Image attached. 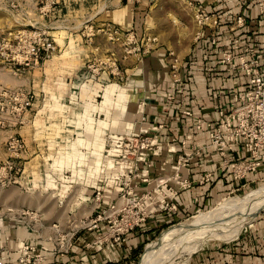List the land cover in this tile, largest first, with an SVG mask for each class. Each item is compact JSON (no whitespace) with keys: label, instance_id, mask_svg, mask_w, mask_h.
I'll return each instance as SVG.
<instances>
[{"label":"rangeland","instance_id":"obj_1","mask_svg":"<svg viewBox=\"0 0 264 264\" xmlns=\"http://www.w3.org/2000/svg\"><path fill=\"white\" fill-rule=\"evenodd\" d=\"M46 1H54L51 10L46 14L41 16L36 10L45 0H26L30 8L24 9L20 16L26 15L37 26H48L55 39L57 51L40 66L18 74L12 73L0 63V85L25 89L33 92L36 97L34 106L29 111V121L19 128L18 135L24 141L26 150L23 158L18 159L22 169L16 175L15 181L11 180L5 186L0 185V217L19 219L24 227L38 236V240L52 245L45 249L43 244L40 246L23 242L24 246L29 245L34 249L23 255V248H19L17 258L23 255L26 264H52V261L57 264L55 257L63 259L71 250L78 253L81 259H86L87 256L83 254L85 250L92 259H98L100 264H108V261L111 264H192L199 261L200 264L199 255L204 256L207 247L230 245L247 233L258 217L264 214V207L244 230L236 229L237 231L229 233L227 230L236 226L253 208V200L238 199L264 189V165L255 172L246 173L243 178L235 179L233 173H226V177L229 175L227 181L212 195L205 197L206 201L200 207L183 212L176 218L173 216L172 219L175 220L163 222L155 229L156 232L152 234L151 242L144 246L145 249L143 247L140 250L137 247V250L131 252L129 247L133 248L136 242H129L130 234L143 227L150 216L132 230L129 228L127 232L126 226L133 222L132 218L136 219V212L144 210L149 214L148 207L153 204L142 199V194L149 191L150 196L152 194L155 198L157 192L154 189L159 181L177 189L185 179L177 183L175 181L180 179V175L177 178L175 174L177 171H184L185 167L177 166L175 160L166 175L153 173L154 157L157 156L155 153L161 148L159 142V148L156 144L151 147L145 167L140 168L149 171L148 183L134 186L130 194L134 195V201L128 202L122 197V194L129 191V186L124 185L125 176H120L121 180L114 182L110 179L114 172H107L106 169L111 167L112 160L104 158V154L111 144L108 136L124 132L111 130L107 126L103 136L98 139L97 134L101 131L97 124L104 125L107 117L114 113L110 109V101L115 102V108H120V102L126 101L121 90L129 85V78L132 77L126 67L133 65L134 59H127L133 54L125 58L121 43L110 42L106 34L99 31L104 26L101 24L102 20L94 15L100 12L101 17H105V6L111 0ZM143 1L146 3L145 15L150 21L148 32L153 38L147 41L150 37H145L140 44L160 43L168 49V53H172H167V60L176 58L178 63H182L188 49L196 43L197 34L202 30L193 4L196 1ZM129 2L133 10L137 2ZM14 17V13L6 7L5 0H0V27L13 26ZM71 38L79 50L70 54L66 52V47ZM51 60L55 62L48 64ZM96 82L101 87L104 86L103 90L108 84H116L117 90L112 91V98H107L108 94L105 97L104 90L94 94L91 100L87 99L84 90ZM84 83L92 85L81 88ZM147 97V94H143L133 102L128 129H137L138 123L134 126L133 118L145 106L143 99ZM140 127L142 128L132 133L147 130L145 125L138 128ZM147 131L146 135H158L160 138L158 132L151 129ZM8 134V131L0 129V166L8 155ZM174 143L168 144L167 141L165 149L171 152ZM177 156L178 153L176 158ZM261 160L264 164V158ZM137 174L138 177L130 185L136 183L141 176L140 173ZM172 181L178 186H173ZM141 184L147 186V189L136 195L135 191ZM120 187L123 189L119 190ZM107 188H111L109 192L105 190ZM116 188L119 194H114ZM97 189H104L101 192L103 198L99 201L95 199ZM170 197L171 194L168 193L165 200L169 201ZM99 203L100 208H95ZM157 204L161 207L163 203ZM171 205L169 203L165 206L172 207ZM217 207L221 210L218 209L215 215L202 216L203 220L195 226L196 229L193 227L189 230L187 236L177 240L178 242L171 241L178 236L180 230L193 226L195 216L211 212ZM96 218L98 220L94 222ZM217 234L218 238L206 240ZM120 245H125L127 250H120ZM53 256L54 259L51 260Z\"/></svg>","mask_w":264,"mask_h":264},{"label":"built area","instance_id":"obj_2","mask_svg":"<svg viewBox=\"0 0 264 264\" xmlns=\"http://www.w3.org/2000/svg\"><path fill=\"white\" fill-rule=\"evenodd\" d=\"M53 3L54 1L48 3L45 0L44 4L37 7L36 10L42 16L51 10ZM193 4L197 11V20L202 27L201 32L197 34V39L199 40L207 34L210 35V44H216L219 35L217 34L219 15L207 11L200 2ZM235 4L239 9L227 21L228 31L232 36L231 47L222 50L219 59L220 64L227 66L229 75L234 81V85L229 91V101L226 105L216 109V115L210 118L194 115L188 109H184L182 113L193 118L195 131L206 133L207 146L211 147L222 159L221 170L233 173V177L236 179L243 178L246 173L255 172L264 165L261 160L264 158V53L261 54L255 44V37L259 34L264 35V0H258L256 3L257 21L255 26L250 28L251 30L249 29L250 31L247 29V16L244 14L249 4L248 0H236ZM5 5L11 13H14L15 17L13 26L0 27V63L3 64V67H8L14 74L40 66L57 51V45L53 35L49 32V27L37 26L26 15L20 16L24 9L30 8V5L26 4V0H5ZM103 26L99 31L104 32L110 42L121 43L125 58L130 54L146 51L147 42L141 45L133 31H124L109 23L103 24ZM168 54L172 55L171 52ZM167 61L172 83L178 86L182 85L184 72L188 71V66L184 65V61L178 63L176 58ZM166 98L169 101H174L175 94L168 91ZM35 99L36 97L31 91L0 85V129L9 132L6 141L8 155L0 166V185L2 186L10 183L11 180L15 181L16 175L22 169L18 159L23 158L26 150L24 141L18 135L19 128L29 121V111L34 106ZM147 100L148 97L143 99L144 105ZM144 120L145 115L142 113L141 121ZM161 128V125H150L147 130L158 132ZM147 130L135 134L130 131L108 136L111 144L110 148L105 150L104 158L108 157L112 161L111 167L106 170L114 172V176H109L113 182L121 180L120 176H125L124 185L129 186V191L127 194H122V197L128 202L135 200L134 195H130L134 186L139 183H148L149 171H143L140 168L145 167L151 147L156 144L159 148L160 138L158 135H154V137L146 135L148 134ZM173 142H176V137L170 136L168 144ZM179 145L181 151L178 152L175 163L182 167H188L192 159L200 155L203 149L200 145L189 143L187 138L180 140ZM172 148V152H176L174 146ZM112 149L114 151L110 152ZM157 153L155 154L157 155ZM137 173H140L141 176L136 180V183L130 185V182L132 183L136 176L138 177ZM212 175V172H205L196 182L208 183ZM175 176L179 178L178 171ZM192 183L193 181L186 179L179 188H189ZM167 185V183L159 181L156 190L154 189L157 192L155 198L152 194L150 196L149 191L143 193L141 198L149 203L162 202L164 210H172L174 209L173 203L166 201L165 198L168 193L174 196L178 189H172ZM122 189V187L119 188V190ZM101 192H104L103 189L102 191L96 190V201L103 198ZM169 203L172 204V207L165 206ZM145 205L148 206L147 203ZM99 206L100 203L95 208H100ZM149 216L144 210L136 212V219L131 217L133 222L127 224L125 231L127 232L129 228L132 230L135 225H140ZM97 220L96 218L94 222ZM121 232L123 233V231ZM19 248H23V255L34 249L29 245L24 246L23 243ZM23 255L19 256L12 264H26ZM0 264H6V262L0 260Z\"/></svg>","mask_w":264,"mask_h":264},{"label":"crops","instance_id":"obj_3","mask_svg":"<svg viewBox=\"0 0 264 264\" xmlns=\"http://www.w3.org/2000/svg\"><path fill=\"white\" fill-rule=\"evenodd\" d=\"M191 1L200 2L207 11L219 10L221 14L226 15L223 21L230 20L233 13L239 9L235 4L236 0H224L221 4L219 3L220 0ZM136 2L137 4L132 10L129 0H125V2L122 0H111L109 5L105 6V17H101L102 14L100 12L96 13L94 17L98 16L102 20V25L109 23L121 30L133 31L136 39L142 44L145 37H150L151 39L153 36L148 32V26L150 25L148 23L150 21L145 15L144 6L146 3L143 0H136ZM245 13L247 16V29L252 28V25L256 22L253 19L258 15L256 4L249 5ZM226 25L228 27V24ZM224 34L218 35L217 44L219 50H215L211 46L212 44L208 42V37L195 40L196 43L188 49L189 52L185 56V60L189 61L187 65L188 71L184 72L183 84L179 86L172 83L171 80L166 58L168 49L160 43L149 45L147 42L144 53H135L128 58L126 57L127 59H134L133 65L126 67V70H129L132 76L129 78V85L121 90L122 94L125 95L124 99L126 101L120 102V108H115V102L110 101V109L114 113L107 117V122L104 125L97 124L102 132H99V135L97 134L98 139L103 136L107 126H110L111 130L118 129L120 132H125L128 130L137 131L142 128H138L142 125L147 128L150 125H161L162 128L158 131L161 148L157 156L154 157L155 161L152 166V172L159 176L166 175L169 166L175 162L177 153L181 151L178 144L180 140L187 138L189 143L192 142L203 147L201 154L193 158L184 171L179 172L180 179L175 181L180 183L182 179H187L193 181L191 186L185 189L177 188V193L169 199L174 205L172 210H161L157 203L149 205L148 212L150 217L146 224L130 234L131 239L129 242H136L133 248L129 247L131 252L137 250V247L142 249L146 246V243L151 242L152 234L163 222L167 223L173 216L176 218L183 212H189L195 207H200L206 201L205 197L212 195L227 181L229 175L226 177V173L228 174L229 171L221 170L222 159L211 147L207 146L206 133L204 131H195L193 118L187 117L182 113L184 109H188L194 115L210 118L216 115V109L226 105L229 101V91L234 85V81L229 75L227 66L219 63L222 50L229 48L228 39ZM255 39L258 51L263 54L264 35L259 34ZM78 50L79 47L75 44L74 39L71 38L69 45L66 47V52L71 54L78 52ZM53 62L55 60H51L48 64ZM88 85L92 84L84 83L81 88ZM103 87L96 82L92 87L86 88L84 90L86 98L91 100L94 94L104 90L105 97L108 94L107 98H112L113 92L117 90L116 84L112 83L108 84L104 90ZM168 91H172L175 94L174 101H169L166 98ZM143 94L148 95V101L142 107L143 110L141 108L140 112L137 113L138 115L136 114L137 117L135 118V115L133 118L134 126L138 123V127L136 130L134 127L128 129L130 114H132L130 111L134 106L133 102L136 101V97L138 98ZM115 109L117 112H115ZM142 113L145 115L144 121H141ZM170 136L176 137V142L173 144L176 152H168L165 149L166 147H164ZM205 172L213 173L210 181L202 184L196 182ZM171 184L175 187L178 186L173 181ZM110 189L107 188L105 190L109 192ZM146 189L147 186L141 184L135 194L138 195ZM114 190V194H116L118 188ZM106 191V195H109ZM21 223L19 219L14 217H0V258L5 259L6 263L16 260L19 243L26 242L40 246L43 244L45 249H49L52 246L49 242L38 240V236L30 232ZM119 249L127 250L125 245H120ZM83 254L87 256V260L81 259L74 250H71L65 258L58 259V257H55V260L57 264H100L98 259H92V256L85 250H83ZM200 255L199 258L196 257V259L201 260L200 264H264V214L258 217L247 233L240 236L232 244L224 245L223 247L217 246L216 248L207 247L205 255H201V257ZM51 258L53 260L54 256ZM198 262H193L192 264H198Z\"/></svg>","mask_w":264,"mask_h":264},{"label":"bare ground","instance_id":"obj_4","mask_svg":"<svg viewBox=\"0 0 264 264\" xmlns=\"http://www.w3.org/2000/svg\"><path fill=\"white\" fill-rule=\"evenodd\" d=\"M113 151L114 150L112 149L110 152H113ZM238 200H241V201H246V200L247 201H251V200H253V202H254L253 208H252V210L249 212V214L244 219H242L240 222H238V224L236 226H234L233 228L227 230L228 233L229 232H232V231H234L236 229L244 230L245 227H247L249 225V223L254 219L255 215L264 207V189L262 191H260V192H252L249 195H247L246 197L239 198ZM226 204H228V203H226ZM218 209L221 210V208H218L217 207L216 209H214L211 212H207V213L205 212L204 214L195 216L194 224H192L193 226H191L189 228L187 227V228H184V229L180 230L179 233H178V236H176L171 241H177V240H180L182 237L187 236L188 231L191 230L196 225H198L203 220L201 218L202 216H207L208 214H210V215H213L214 214L215 215L216 212H218ZM194 229H196V227ZM209 237L210 238H206V240L207 239H216V238H218V234L217 235H212V236H209ZM146 257H148V256H146Z\"/></svg>","mask_w":264,"mask_h":264},{"label":"trees","instance_id":"obj_5","mask_svg":"<svg viewBox=\"0 0 264 264\" xmlns=\"http://www.w3.org/2000/svg\"><path fill=\"white\" fill-rule=\"evenodd\" d=\"M257 1H258V0H248V2H249L248 6L251 5V4L253 5V3L256 4ZM223 2H224V0H220L219 3L221 4V3H223ZM211 12L217 13V14L219 15L220 21H219V26H218V29H217V34H224V33H225L224 35H225V37L228 39V46H229V48H230V47H231V37H232V36H231V33L228 31V27H227V25H226L228 22H227V21H223L226 15L221 14L219 10H213V11H211ZM227 14H228V13H227ZM244 14L246 15L245 12H244ZM256 19H257V17H255L253 20H254V21H257ZM255 24H256V22L252 25V27H254ZM249 29H250V28H249ZM249 29H248V31L251 30V29H250V30H249ZM203 37H208V39H209L208 42L210 43V35L205 34ZM203 37H202V38H203ZM226 38H225V39H226ZM199 40H200V39H199ZM211 46H213V47L215 48V50H219V49H218V44H217V42H216V44L211 45ZM183 63H184V65L187 66L188 63H189V61H188V60H184ZM135 231H136V230H135ZM135 231H133L132 233H134ZM155 232H156V230H155ZM140 250H141V249H140ZM132 252H133V251H132ZM108 264H111V262H108Z\"/></svg>","mask_w":264,"mask_h":264}]
</instances>
